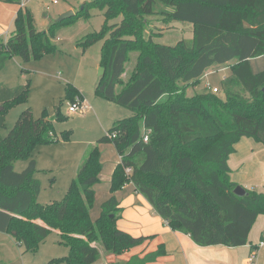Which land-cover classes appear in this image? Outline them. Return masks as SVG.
Returning <instances> with one entry per match:
<instances>
[{"label":"trees","instance_id":"1","mask_svg":"<svg viewBox=\"0 0 264 264\" xmlns=\"http://www.w3.org/2000/svg\"><path fill=\"white\" fill-rule=\"evenodd\" d=\"M156 2L171 8L164 12L165 21L192 25L189 45L145 37L146 16L154 13ZM90 8L104 10L105 18L99 31L78 42L86 49L102 40L99 64L105 71L95 92L134 115L114 122L87 146L62 200L41 204L37 202L41 183L31 154L37 145L68 139V133L57 136L53 128V120L66 116L59 109L53 117L46 109L39 117L30 108L23 110L8 133H0V231L28 251L57 229L68 253L50 263L97 264V243L105 252L119 255L147 239L117 226L121 207L113 193L132 183L172 230L189 235L196 244L245 245L256 218L264 214V193L246 189L245 194H236L238 184L231 179L228 161L243 136L264 145V69L254 72L249 62L264 58V0H90L74 15L88 17ZM119 15L120 22H109ZM63 21L41 31L30 12L19 8L14 31L0 40V71L14 56L29 61L54 52V27ZM132 50L138 51L135 69L122 85ZM221 65L229 66L220 81L223 96L207 88L187 94V86L199 84L209 69ZM27 92V84L0 83V129L5 126L6 109L25 100ZM65 98L73 102L81 99V93L67 84ZM101 142L112 143L120 160L110 177L111 195L92 220L89 212L93 186L99 181ZM24 159L27 166L16 171L13 163ZM164 253L159 246L122 264H146Z\"/></svg>","mask_w":264,"mask_h":264},{"label":"rangeland","instance_id":"2","mask_svg":"<svg viewBox=\"0 0 264 264\" xmlns=\"http://www.w3.org/2000/svg\"><path fill=\"white\" fill-rule=\"evenodd\" d=\"M85 1L90 0H19L18 3L0 0V40H6L14 31V18L19 8L30 12L35 27L42 31L47 30L51 23L58 21V17L63 12L71 9L76 14ZM153 10V14L146 16L148 22L144 32L146 38L152 36L154 41L168 45H174L179 40H183L188 45L191 43L190 23L165 21L164 12L171 8L161 2H156ZM104 20V10L98 8H90L88 17L80 14L64 19L62 24L54 27V36L51 38L56 46L54 52L29 61L14 56L6 61L0 71V83L12 87L28 85L26 99L17 101L6 109L5 126L0 129L1 135L5 136L8 133L20 113L26 108H30L34 117H39L44 109L49 117H53L58 109L66 116L65 119L53 120V128L57 136L68 133V139L60 138L57 142L37 145L31 154V158L36 160L35 177L41 183L37 196V202L41 204L62 200L76 175L77 165H80L85 158L84 149L87 144L95 143L100 136L105 135L114 122L134 115L131 109L108 101L95 92L100 77L102 40L86 49L78 45L85 35L99 31ZM121 20L122 16L119 15L109 22L117 23ZM137 56L138 51L129 52V58L121 75L122 85L130 79ZM216 69V67L209 69L202 76L199 84L187 86V94L200 93L206 88L211 90L206 85L208 82L210 87H219L216 94L223 96L220 81L226 71ZM67 84L74 85L81 93V100L87 105L86 110L68 111L70 101L65 98ZM77 99L79 98L75 100ZM98 148L101 167L96 191L93 187L94 201L89 212L92 220L98 217L101 210L100 201L109 187V181L105 178L107 165L118 155L112 143L101 142ZM27 164L28 159L13 163L16 171H22ZM259 239V232L255 227L250 240L257 243ZM59 240L56 229H51L36 249L25 251L15 243V239L10 234L0 231V264H66L50 263L53 258L68 253L67 246L61 244ZM97 246L100 249V258L111 254L105 252L100 244L97 243ZM248 256L249 253L238 251L234 255V264H242ZM258 264H264V250L259 253Z\"/></svg>","mask_w":264,"mask_h":264},{"label":"crops","instance_id":"3","mask_svg":"<svg viewBox=\"0 0 264 264\" xmlns=\"http://www.w3.org/2000/svg\"><path fill=\"white\" fill-rule=\"evenodd\" d=\"M249 62L254 72L264 69V58L262 56L251 58ZM214 67L217 68L216 70L226 71L223 77L229 73L228 65ZM5 85L8 86L9 84ZM8 87L12 86L9 85ZM86 147L84 150H86ZM119 160L120 156L117 155L107 165L105 178L109 181V187L111 174ZM228 163L231 168V179L234 182L245 189L264 193V145L261 142L251 137H241L234 144V152L231 154ZM78 167L79 165H77L76 172ZM97 186L98 184L93 186L95 191ZM109 187L102 201H100L101 204L111 195ZM113 194L121 207L117 226L134 236H147V239L122 254L103 255L97 261V264H122L127 262L132 256L143 257L157 250L159 246H163L165 253L146 264H234V255L238 251L249 253L250 255L254 247L259 243L250 240V235L255 227L259 232V241L264 238V214H261L258 215L251 227L248 242L245 245L238 247L220 244L200 246L189 235L172 230L167 225V222L154 211L145 197L135 191L132 183H126ZM56 231L58 232L57 229ZM15 243L19 245L17 241ZM19 246L22 247L21 245ZM263 250L264 246L258 249V256ZM246 260L242 264H247Z\"/></svg>","mask_w":264,"mask_h":264},{"label":"built area","instance_id":"4","mask_svg":"<svg viewBox=\"0 0 264 264\" xmlns=\"http://www.w3.org/2000/svg\"><path fill=\"white\" fill-rule=\"evenodd\" d=\"M55 1V0H54ZM207 87L211 89L212 92L217 93L219 91V87H210V85L207 83ZM87 109V105L83 100L80 98L75 100L74 102H69L68 104V111L69 112H76V111H84ZM109 137H113L114 134H109ZM144 140H147V134L144 136ZM264 246V238L259 241V243L254 247L253 251L248 256L246 263L247 264H258V249Z\"/></svg>","mask_w":264,"mask_h":264},{"label":"water","instance_id":"5","mask_svg":"<svg viewBox=\"0 0 264 264\" xmlns=\"http://www.w3.org/2000/svg\"><path fill=\"white\" fill-rule=\"evenodd\" d=\"M75 13H74V11L73 10H67V11H65V12H63L59 17H58V21H62V20H64V19H67V18H69V17H71V16H73ZM104 71H105V69L101 66L100 68H99V76H102L103 74H104ZM86 186H84V188H85ZM234 192L236 193V194H238V195H243V194H245L246 193V189L243 187V186H240V185H237L235 188H234Z\"/></svg>","mask_w":264,"mask_h":264}]
</instances>
